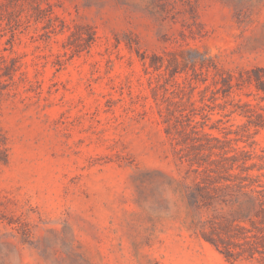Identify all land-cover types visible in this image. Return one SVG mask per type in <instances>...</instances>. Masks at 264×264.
I'll return each mask as SVG.
<instances>
[{"label": "rangeland", "instance_id": "374dc122", "mask_svg": "<svg viewBox=\"0 0 264 264\" xmlns=\"http://www.w3.org/2000/svg\"><path fill=\"white\" fill-rule=\"evenodd\" d=\"M204 133L264 182V0H0V264H264L197 233Z\"/></svg>", "mask_w": 264, "mask_h": 264}, {"label": "trees", "instance_id": "16d2710c", "mask_svg": "<svg viewBox=\"0 0 264 264\" xmlns=\"http://www.w3.org/2000/svg\"><path fill=\"white\" fill-rule=\"evenodd\" d=\"M18 19L15 21L19 22ZM10 68L14 70V65ZM228 76L222 79L227 91L233 86L231 75ZM257 81L263 82L261 78ZM191 136L190 143L184 139L189 148L180 154V158L196 165L194 170L197 172L201 168L205 174L191 188L193 204L215 213L206 219L197 215L195 226L198 235L229 261L252 259L256 254L264 259V182L259 180L258 174L248 172L255 165H246L250 158L248 152L240 150L239 156L228 155L230 149H225L216 136L210 133H204L203 138ZM216 149H221V153ZM234 168H239V172L231 173ZM261 168L263 166L258 167ZM215 205H221L220 210Z\"/></svg>", "mask_w": 264, "mask_h": 264}]
</instances>
